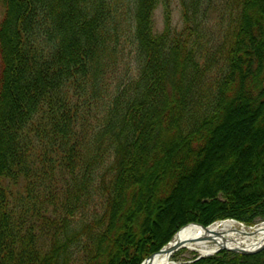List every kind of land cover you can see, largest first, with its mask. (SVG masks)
Masks as SVG:
<instances>
[{"label": "trees", "instance_id": "trees-1", "mask_svg": "<svg viewBox=\"0 0 264 264\" xmlns=\"http://www.w3.org/2000/svg\"><path fill=\"white\" fill-rule=\"evenodd\" d=\"M0 2V264H139L184 224L264 220V194L238 197L230 177L157 223L232 114L253 127L232 141L243 187L264 186V0H177L179 29L169 0ZM189 264H264V251Z\"/></svg>", "mask_w": 264, "mask_h": 264}, {"label": "rangeland", "instance_id": "rangeland-1", "mask_svg": "<svg viewBox=\"0 0 264 264\" xmlns=\"http://www.w3.org/2000/svg\"><path fill=\"white\" fill-rule=\"evenodd\" d=\"M162 5L158 6L157 9L154 11V30L156 33H159L162 28L164 27V20H163V11H162ZM170 8H171V25L177 29H179L181 27V22H180V11H179V7L177 4V0H170ZM2 8L0 6V19H1V15H2ZM238 114V113H237ZM228 125L226 126L225 129H223L217 137V141L216 144L217 146H221L224 145L219 151H216L214 153V160H212L211 165L207 166V169L203 172L200 173L199 177H197V180H190L189 184L184 185L183 187H181V189L179 190V192H177L176 197H175V202L172 201L169 205H165L163 206V211H164V215L163 218L160 219L161 216H159V218L157 219V223L159 224L160 228V232H164L168 227H170L179 217H180V213L184 211V213H188L189 212H193V210H195L194 206L195 205V201L196 199L200 198L201 196H203L205 194V189L211 187V192H213L212 190L215 187H218V185H220L221 183L225 182L224 179H228V178H232L230 180V182L228 183L229 187H236L238 188L240 185L241 190L238 192V197H248V195L252 192L251 195H254L253 193H256L255 196L256 197H261L264 194V186H257L255 187V189L257 190V192H255L256 190L254 189L253 191H248L247 188H245V186L243 187V185H245L246 183H250L251 181L246 178L244 176L245 173L241 174L239 168H240V156L238 154L239 150H240V145L238 143H232L233 138H240L242 140L249 142V138L252 135V130L253 127L249 126L247 124V117L245 113H239L238 115H231L228 118ZM240 135V136H239ZM243 135H246L245 137ZM171 134H163L162 138L164 141H168V139L171 137ZM242 136V137H241ZM262 138V137H260ZM216 140V139H215ZM232 148H230L231 146ZM224 148V149H223ZM223 149V150H222ZM232 151H231V150ZM167 156H168V151H164L163 153H161V155L157 156V157H162L163 162H159V167L157 169H159L160 167L163 166L162 169H167V171L165 172H170L172 171V167H178L177 165L170 164V165H166L165 162L167 160ZM226 157V158H225ZM158 159V158H157ZM156 159V160H157ZM261 160V159H259ZM264 161V159H263ZM239 162V163H238ZM247 162V161H246ZM189 164H183L181 168H179L180 170H187L189 168ZM248 164V163H247ZM167 166V167H166ZM248 167V165H247ZM185 168V169H184ZM150 170L151 167L149 165L148 162H143L140 165H138L137 171H138V175H149L150 174ZM252 172L251 177H253L254 175H256V173H261L259 170L255 171L254 169H249L247 168L246 171ZM259 175V174H258ZM172 176H174V174L172 173ZM225 176V177H224ZM169 178V175H168ZM241 178V179H240ZM175 177H173V179H168V183L167 185L170 186L173 181L175 182ZM239 180H241L239 182ZM242 182V184H241ZM136 184H138V186L140 187V191L142 192V188L145 186L146 182L144 181L145 184H143V178L141 177H137V182H135ZM160 181L157 182L156 186H160ZM261 189V192L258 193V189ZM144 189V188H143ZM159 194L158 196H155V200H157L159 198ZM147 197V196H146ZM143 198V197H142ZM145 198V197H144ZM239 200V199H238ZM240 201L239 200L236 202H233L235 205H238ZM150 200L147 201V203H149ZM153 202V201H152ZM238 203V204H236ZM189 206V207H188ZM189 209V210H188ZM147 210L149 211V216H153V214L156 213V211L150 210L147 208ZM186 210V211H185ZM234 220L235 223H237L238 225H243L244 227L249 228L250 226H253V224L257 225L259 223H264V220H256L253 224L251 225H246L243 222H240L236 219H231V218H225V219H217L215 221H213L211 224L214 223H219L221 221L224 220ZM254 225V226H255ZM196 258V256L194 254H191L189 252H187L186 250H179L178 252L175 253L173 260H177L179 263L184 262V261H190V260H194Z\"/></svg>", "mask_w": 264, "mask_h": 264}, {"label": "bare ground", "instance_id": "bare-ground-1", "mask_svg": "<svg viewBox=\"0 0 264 264\" xmlns=\"http://www.w3.org/2000/svg\"><path fill=\"white\" fill-rule=\"evenodd\" d=\"M0 6L3 13L1 2ZM254 225L247 228L229 219L207 225L194 222L184 224L177 228L158 250L149 254L139 264H189L213 257L223 251L243 255L231 250L252 252L263 248L260 251L263 252L264 223ZM179 250H186L194 254L196 258L179 263L173 260L175 253ZM249 255L251 254L246 256Z\"/></svg>", "mask_w": 264, "mask_h": 264}, {"label": "water", "instance_id": "water-1", "mask_svg": "<svg viewBox=\"0 0 264 264\" xmlns=\"http://www.w3.org/2000/svg\"><path fill=\"white\" fill-rule=\"evenodd\" d=\"M263 249V248H261ZM261 249H258V250H255V251H252V252H243V251H235V250H231L232 252H235V253H239V254H243V255H248V254H254V253H258L261 251Z\"/></svg>", "mask_w": 264, "mask_h": 264}]
</instances>
